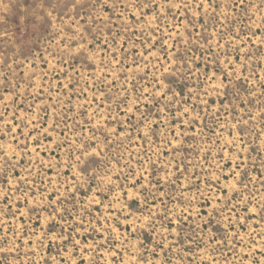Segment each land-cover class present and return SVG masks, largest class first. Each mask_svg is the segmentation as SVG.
<instances>
[{"label": "rangeland", "instance_id": "rangeland-1", "mask_svg": "<svg viewBox=\"0 0 264 264\" xmlns=\"http://www.w3.org/2000/svg\"><path fill=\"white\" fill-rule=\"evenodd\" d=\"M0 264H264V0H0Z\"/></svg>", "mask_w": 264, "mask_h": 264}]
</instances>
